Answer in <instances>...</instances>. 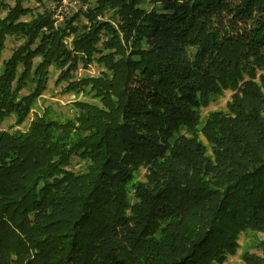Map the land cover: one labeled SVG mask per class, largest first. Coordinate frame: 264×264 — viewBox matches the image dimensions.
Instances as JSON below:
<instances>
[{"label":"trees","instance_id":"1","mask_svg":"<svg viewBox=\"0 0 264 264\" xmlns=\"http://www.w3.org/2000/svg\"><path fill=\"white\" fill-rule=\"evenodd\" d=\"M143 2L95 0L89 27L57 32L19 2L30 20L0 19V60L23 40L0 72V264H221L240 234L264 233V0ZM93 62L100 75L79 79ZM53 65L94 103L2 130L26 120ZM243 263L264 264V243Z\"/></svg>","mask_w":264,"mask_h":264},{"label":"rangeland","instance_id":"2","mask_svg":"<svg viewBox=\"0 0 264 264\" xmlns=\"http://www.w3.org/2000/svg\"><path fill=\"white\" fill-rule=\"evenodd\" d=\"M95 0H0V19L3 20L7 18L11 13H13L14 19L19 18L17 23L30 20L31 15L29 13L20 16V13L14 9L17 7L18 2L20 9L23 10L25 7L33 9L32 15H37V13H46L44 17H48L54 31L64 27L66 20L71 18L81 19L82 26L89 27L90 19L87 18L85 13L90 9V6ZM142 5L148 7L150 5V0H143ZM49 14V15H48ZM99 15V14H95ZM102 17H107L105 14ZM102 17H96L98 20H102ZM45 19V18H43ZM52 27V28H53ZM73 37L68 36L63 40V43L70 47L72 45ZM23 40H17L14 37H8L3 43L2 47V59L0 60V72L3 69V61L8 59L11 55V51L15 46L21 44ZM4 52V53H3ZM36 62V59H35ZM103 71V67L96 62L87 63L85 65L78 64L77 77L82 78H92L94 76H99ZM47 81L42 85V94L35 100L29 109V114L26 120L19 124L17 122V117L12 115L11 117L4 120L1 125L2 130L9 132L24 133L30 127L31 123L36 118H45L47 121L56 120L60 122H65L66 120L72 119L76 114V109L74 105L77 102L81 103H94V100L87 94V89L80 90L78 92L70 91L67 89V84L65 82H59L58 77L60 75V70L56 66H51L48 69ZM35 87V86H34ZM31 89L22 90L21 94L28 95ZM34 91V88H33ZM32 91V92H33ZM232 93L230 91L224 92L222 95L213 97L209 105L205 108H201L200 119L201 126L204 122L214 112L225 111L227 103L231 100ZM201 142L207 146L208 152H210V146L207 141L200 136ZM84 163H79L78 159H73L72 170L79 172L83 168ZM144 171L139 170L134 176V181H143ZM264 243V233H252L246 232L240 234L237 240V250L233 255H228L221 264H244L243 256L245 253H259L260 246ZM57 264V263H56ZM62 264V263H61Z\"/></svg>","mask_w":264,"mask_h":264}]
</instances>
